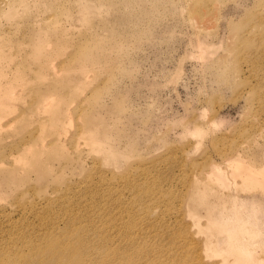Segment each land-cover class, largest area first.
<instances>
[{"label": "rangeland", "instance_id": "rangeland-1", "mask_svg": "<svg viewBox=\"0 0 264 264\" xmlns=\"http://www.w3.org/2000/svg\"><path fill=\"white\" fill-rule=\"evenodd\" d=\"M202 2L0 0V181L16 176L0 184V256L33 264L32 230L54 213L62 231L66 209L124 222L147 210L155 260L173 264L221 262L189 253L204 256L207 222L247 221L241 202L260 210L245 225L263 240L264 0H215L194 18ZM127 180L153 187L155 203ZM263 241L247 244L252 264H264Z\"/></svg>", "mask_w": 264, "mask_h": 264}, {"label": "bare ground", "instance_id": "bare-ground-1", "mask_svg": "<svg viewBox=\"0 0 264 264\" xmlns=\"http://www.w3.org/2000/svg\"><path fill=\"white\" fill-rule=\"evenodd\" d=\"M23 2L24 0H20ZM203 2L197 7L191 9V14H194V18L197 17L204 18V9L202 7H208L210 4L215 3V0H202ZM204 5V6H201ZM210 5V6H211ZM215 4H213L214 6ZM12 11V9H11ZM13 14L20 15L19 11L15 9L12 11ZM40 38V37H38ZM36 44L35 46H38ZM61 45V44H60ZM38 52V50H37ZM5 58L0 57V70L2 63ZM6 96L4 95V99ZM3 104V102L1 103ZM9 102H4L5 106H8ZM7 109H1V112H6ZM6 121V117L0 116V126ZM88 126L91 125V120L87 119ZM92 135L93 132H87ZM56 157H62L61 152L55 148ZM237 157H241L239 154L234 156L235 159L239 160ZM34 159L31 162V168L36 170L39 168V162H41L39 155L33 157ZM48 158L45 160L47 161ZM244 173L248 180L251 179L252 175H255L251 170L244 168ZM209 176H216L217 179L224 177L220 167L210 166L208 172ZM16 176L12 174L9 178H3L0 181V184L5 186H10L14 184ZM128 188L133 192L137 193L138 201L145 196L146 202L155 203V189L153 187L144 188L141 190L140 186L135 184L132 186L133 182L127 180ZM126 182V183H127ZM99 192H103L101 189L96 188ZM91 190H94L92 188ZM3 194L2 189L0 190ZM100 199V198H98ZM78 201H76L77 203ZM232 202H235L233 200ZM249 201L239 204L238 211L241 213L249 214L247 221L240 223L239 226L232 228L221 227L220 225H213L212 222H207L203 230L207 233V236L204 239V256H201L197 252H193L191 249L189 256L191 260H196L199 257L210 258L212 256L217 259H222L221 262L213 264H252V253L253 248L248 247L247 244H250L251 240L261 239V236L254 234H249V231L253 229L251 226L245 225L248 221H253L254 218L257 219L259 209L257 207H252ZM137 203V201H136ZM69 205V201L66 203ZM122 205V202L119 204ZM205 207L201 212L203 215H209L211 206L205 202L203 198L199 199L197 207ZM55 207L50 210L53 211ZM135 213L130 221L124 222V218L120 216V212H116L113 216H107L100 218L98 220H91L87 217V212L72 213L66 209L65 214L67 219L65 221L66 227L62 231H56V227H53L55 224L56 217L50 215L46 219L47 223H43L40 227L32 230L33 233H40L36 235V239L30 242L31 248H28L27 251L32 250L31 256L35 260L33 264H45L44 261L40 260L44 256H51L50 262L46 264H173L169 262L165 256L155 260V255H157L158 248L155 245V218H148L147 210L134 206ZM243 209V210H242ZM105 210H99L101 213ZM45 213V212H44ZM200 215V214H197ZM115 216V217H114ZM47 218V217H45ZM260 218V217H259ZM258 220H256L257 222ZM220 233L221 239H213L214 231ZM227 236H224L225 232H229ZM218 237V236H216ZM219 238V237H218ZM35 240H44L42 246H36L34 243ZM221 242V243H220ZM220 243V244H219ZM260 242H256L257 245ZM264 244V241H263ZM225 246L223 248L222 246ZM253 249V250H252ZM47 250V253L45 252ZM186 255V253H185ZM24 254L13 255L11 253L5 252L0 256V264H24ZM41 257V258H40ZM20 259V260H19ZM62 259H65L62 260ZM20 261V262H19Z\"/></svg>", "mask_w": 264, "mask_h": 264}]
</instances>
